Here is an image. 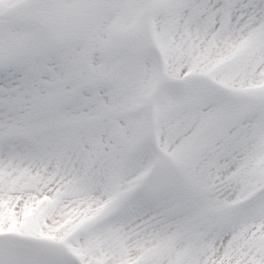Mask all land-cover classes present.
Instances as JSON below:
<instances>
[{
  "label": "snow or ice",
  "instance_id": "obj_1",
  "mask_svg": "<svg viewBox=\"0 0 264 264\" xmlns=\"http://www.w3.org/2000/svg\"><path fill=\"white\" fill-rule=\"evenodd\" d=\"M0 264H264V0H0Z\"/></svg>",
  "mask_w": 264,
  "mask_h": 264
}]
</instances>
